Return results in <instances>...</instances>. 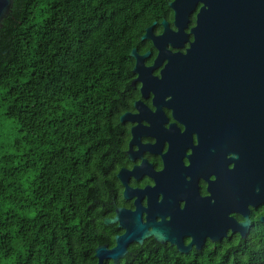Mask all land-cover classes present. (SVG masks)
<instances>
[{
    "label": "trees",
    "instance_id": "obj_1",
    "mask_svg": "<svg viewBox=\"0 0 264 264\" xmlns=\"http://www.w3.org/2000/svg\"><path fill=\"white\" fill-rule=\"evenodd\" d=\"M172 0H13L0 29V264H93L130 51ZM259 239L122 264H264Z\"/></svg>",
    "mask_w": 264,
    "mask_h": 264
},
{
    "label": "water",
    "instance_id": "obj_2",
    "mask_svg": "<svg viewBox=\"0 0 264 264\" xmlns=\"http://www.w3.org/2000/svg\"><path fill=\"white\" fill-rule=\"evenodd\" d=\"M12 3L13 0H0V29ZM198 3L202 6L196 14L195 27L189 31L193 38L189 43L184 29ZM168 6L176 29L162 20V32L154 35L153 22L141 37L151 40L158 50L153 65L141 64L149 52L138 56L132 49L129 53L136 60L133 71L138 74L129 85L141 81L142 97L152 92L155 112L135 102L139 113H126L120 118V122L138 123L131 129L128 156L130 160L140 158L141 164L132 171L122 169L118 173L124 199L136 196L135 210L117 208L114 218L104 220L105 225L118 222L125 231L115 237L112 249L104 245L95 248L96 264H103L104 260L116 264L125 256L130 243L141 245L148 235L161 243L168 240L185 254L191 244L200 250L204 236L213 242L227 238V229L232 234L239 232L241 240H245L250 226L245 206L254 207L264 201V0H172ZM186 42L189 48H184V54L172 53L167 48H183ZM161 60L166 63L157 79L149 73ZM165 96L170 98L163 101ZM160 106L170 109L172 119L183 125L181 133L173 123H168V129L162 127L167 119ZM140 121L149 126L139 124ZM192 133L195 146L191 145ZM143 136L153 137L155 142L140 144L139 138ZM163 141L167 147L160 154ZM131 144L137 146L136 151H131ZM186 148H190L188 155H184ZM143 151L161 156V171L154 172L141 158ZM228 154L231 156L226 159ZM182 157L188 160L187 166H183ZM228 163H233L232 169L226 168ZM142 175L151 177L154 186L127 187L129 176L138 180ZM209 175L214 180H207ZM199 177L206 182L209 196H198ZM255 189L258 191L254 192ZM143 195L145 208L139 203ZM182 200L179 209L177 201ZM142 212L144 223L140 221ZM230 212L239 213L245 222L236 223L234 218L227 217ZM155 216L160 220L155 222ZM165 216L168 220H164ZM260 221L264 223V216ZM183 235L191 237L186 247L181 243Z\"/></svg>",
    "mask_w": 264,
    "mask_h": 264
},
{
    "label": "flooded vegetation",
    "instance_id": "obj_3",
    "mask_svg": "<svg viewBox=\"0 0 264 264\" xmlns=\"http://www.w3.org/2000/svg\"><path fill=\"white\" fill-rule=\"evenodd\" d=\"M202 5L198 3L193 10V12L188 16V23L187 27L184 29V31L189 34V31L191 28L195 27L196 23V14L199 11V8ZM166 20V19H163ZM169 24V27L172 30H175L176 28L173 25V12L171 10V14L168 16V19L166 20ZM156 22L157 25V21ZM152 25V24H151ZM150 25V26H151ZM155 25V26H156ZM154 26L153 32L154 35H159L162 32V27H161V22H160V28L161 30H156ZM149 27V26H148ZM147 27V28H148ZM145 33V32H144ZM144 35V34H143ZM142 35V36H143ZM141 36V37H142ZM142 43H140V46L138 48H133L136 50V54L138 56H143L145 53L149 52V56L144 58L141 61L142 66L144 67H149L152 66L157 54L158 50L153 46L151 40L145 39L141 40ZM193 41L192 35H188V42L191 43ZM188 42L184 43L183 48H171L168 46L167 48L172 52H180L182 54L185 53V49L189 48ZM135 58L131 57V68L129 72L125 75V82L123 85V89L121 92V98L117 101L116 104V110L118 113L117 116V121L119 124V128L123 131V144L122 148L118 150L117 155H115V161L111 165V178L109 180V186L105 188L106 191H103L101 186H97L96 190V205L97 207L102 211V223L106 227L105 229L109 232L108 235H105V242L100 244L106 246L107 249H112L115 246V237L120 236L124 233V229L119 226V223H112L109 225L104 224L105 219H112L115 217V210L117 208L125 209L128 211H134L135 206H134V201L136 200V196H132L130 199L125 200L124 199V186L121 183V181L118 178V173L120 170L124 169L127 171H132L133 168L139 166L141 164V159L140 158H134L133 160L129 159L128 156V145L132 139V133L131 129L135 126L138 125L137 122L133 121H128V120H123L120 122V118L126 114L129 113L131 115H137L139 113L138 109L134 107L135 102H140L142 103L151 113L155 112V106L152 104V98L153 94L151 91L147 92L146 97L141 96V81L135 80L130 86V82L137 78V73L133 71L134 66H135ZM166 63V60H161V63L159 66H157L155 69L150 71L151 76H155L157 79H160V74L159 71L163 68V65ZM170 96H165L163 101H166L169 99ZM160 111L162 114L165 116L167 119V123H163L162 127L164 129H168V123H173V125L179 129V132L181 133L183 131V125L178 123L176 120L172 119L171 117V110L164 107L160 106ZM139 124L143 126H149L148 123L144 121H140ZM191 137V145L195 146L196 145V139H195V133H192L190 135ZM140 144H147L149 143L150 145L155 142V139L153 137L149 136H143L139 138ZM167 143L165 141L162 142L160 154L164 153L166 151ZM137 146L134 144H131V151H136ZM190 154V148H186L184 150V155ZM231 154L225 155V158L227 159ZM141 158L145 160L150 166L151 169L154 172L161 171L163 168V163H162V158L159 154H152L149 151H143L141 154ZM181 162L183 166L188 165V160L185 157L181 158ZM233 163H228L226 165L227 169H232ZM185 180H188V176H184ZM207 180H214L213 175H209L207 177ZM127 187L131 189H144L145 186L148 187H153L154 186V181L151 177L147 175H142L138 180H136L133 176H129L127 179ZM197 193L200 198L204 196H209V193L205 190L206 187V182L202 178H198L197 182ZM258 189H255L254 192H257ZM264 193V192H263ZM160 200V194H157L156 201L158 202ZM183 200L182 201H177V207L179 209H182L183 206ZM140 206L145 208V195L142 196V198L139 201ZM246 209H248V216L247 219L250 222L249 226V233L247 235V238L245 240H254V239H259L261 235V226L264 227V223L260 221V219L264 216V201H261L258 203L256 206H251L249 204H246ZM144 212L140 213V221L144 223ZM227 217H232L236 221V223H242L245 222V219L243 216H241L239 213L235 212H230L227 214ZM160 218L155 216L154 221L157 222L159 221ZM164 220H168V216L164 217ZM147 231H150V227H147ZM264 234V231H263ZM226 237L227 238H222L218 242H213L208 236H204V242L200 250L196 249L195 244H191V249L190 251L185 254L180 252L176 245H170V242L167 240L164 243H161L154 239L153 235H148L144 238L142 244H138L136 242H132L127 246V252L125 256L122 259H119L116 264H122V262L134 254L132 252L137 251L140 252L143 256L146 257L147 262H149V259L152 257H158V256H168L171 254H175L178 256H187V257H195L197 254H205L209 252L214 246L220 244L221 242L224 241H245L241 240V235L239 232H234L232 234L231 229L226 230ZM191 242V237L188 235H183L181 236V243L184 247H186L189 243ZM222 244V243H221ZM99 245V246H100ZM97 262V261H96ZM93 263V264H96ZM103 264H114L112 260H104Z\"/></svg>",
    "mask_w": 264,
    "mask_h": 264
}]
</instances>
